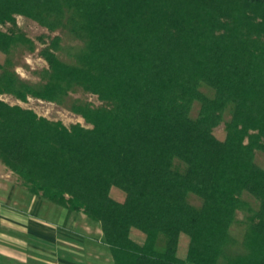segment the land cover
Listing matches in <instances>:
<instances>
[{"label": "trees", "instance_id": "16d2710c", "mask_svg": "<svg viewBox=\"0 0 264 264\" xmlns=\"http://www.w3.org/2000/svg\"><path fill=\"white\" fill-rule=\"evenodd\" d=\"M17 14L56 34L39 81L16 70L36 42L2 29ZM0 52L1 94L92 125L0 100V159L99 221L115 264H264V0H0Z\"/></svg>", "mask_w": 264, "mask_h": 264}, {"label": "rangeland", "instance_id": "374dc122", "mask_svg": "<svg viewBox=\"0 0 264 264\" xmlns=\"http://www.w3.org/2000/svg\"><path fill=\"white\" fill-rule=\"evenodd\" d=\"M228 24L231 27L234 25L233 22L229 21ZM2 29L5 31H14L16 33H22L29 38L33 39L37 44V49L35 52H28L24 55L25 65L18 66L16 68L17 73L26 80L30 81H39L40 78L36 74L39 70L48 68V62L41 55V49L46 45L43 41L48 42L56 34L50 32L46 27L40 25L37 21L27 18L21 14L15 16L14 22H8L2 26ZM0 61H4V55L0 52ZM78 95V94H77ZM85 99L95 106H107L112 105L111 101L102 100L98 94L92 92H84L81 94ZM0 100L8 103L10 105H19L25 109H31L41 117H46L50 120L60 121L67 127H70L72 124L79 123L85 127H92L91 124L87 123L85 119L76 114L74 111L69 108L59 105L54 101L45 100L42 98H37L29 96L27 100L22 101L18 100L12 94L0 93ZM227 117L223 122L214 128L215 134L218 138L224 139L226 136V121ZM258 157L263 160L262 154L258 153ZM28 193H31L27 187H25L21 179L17 174H15L1 159H0V200L6 201L8 198H12L15 201L16 211L20 215L28 214L25 210V198L28 197ZM32 194V193H31ZM112 197L118 201H124L126 195L119 188L112 189ZM27 199V198H26ZM24 200V202L22 201ZM74 212V211H73ZM72 218V219H71ZM71 220L78 225V232L81 237H94L102 243H106L105 236L102 230L101 223L99 221H94L87 217L82 212H75ZM4 232L7 229H2ZM10 231V230H9ZM15 236L20 239V242H17V259L16 262L12 264H57L56 257L58 252H61V249L57 248L55 243L44 242L38 238H33L27 234L22 235L21 232L15 231ZM131 237L138 243L145 242V234L141 231L133 228L131 231ZM1 238H4L1 236ZM189 244V236L183 234L180 238L178 255L182 258H185L187 255ZM68 246V245H67ZM77 246V245H75ZM78 247H84L82 244ZM75 248V247H74ZM77 254L83 253L84 250L79 248L74 250ZM112 254V253H111ZM78 256V255H77ZM4 264H10L5 260H0Z\"/></svg>", "mask_w": 264, "mask_h": 264}, {"label": "crops", "instance_id": "0c3cea01", "mask_svg": "<svg viewBox=\"0 0 264 264\" xmlns=\"http://www.w3.org/2000/svg\"><path fill=\"white\" fill-rule=\"evenodd\" d=\"M28 194L27 199L25 198V211L28 214L17 213L14 199L0 200V260L11 262L10 264L16 262L19 254L16 251L17 242L20 239L14 233L19 231L22 235H29L32 240L38 238L44 242L55 243L61 249L55 259L57 264H115L108 244L94 237L78 235V225L76 223L75 227L71 220L75 212L41 195ZM3 228L7 231L4 232ZM80 244L84 247H78ZM78 248L84 250L83 253L77 254L74 251ZM1 262L0 264H4Z\"/></svg>", "mask_w": 264, "mask_h": 264}]
</instances>
